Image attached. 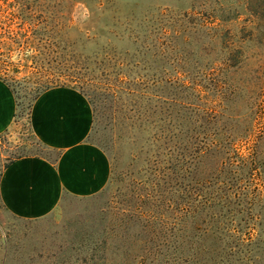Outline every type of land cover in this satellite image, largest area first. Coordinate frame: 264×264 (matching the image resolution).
<instances>
[{
    "label": "rangeland",
    "instance_id": "rangeland-1",
    "mask_svg": "<svg viewBox=\"0 0 264 264\" xmlns=\"http://www.w3.org/2000/svg\"><path fill=\"white\" fill-rule=\"evenodd\" d=\"M0 78V173L46 153L29 112L53 85L87 96L112 164L47 218L0 203V264H264V0H0Z\"/></svg>",
    "mask_w": 264,
    "mask_h": 264
},
{
    "label": "crops",
    "instance_id": "crops-1",
    "mask_svg": "<svg viewBox=\"0 0 264 264\" xmlns=\"http://www.w3.org/2000/svg\"><path fill=\"white\" fill-rule=\"evenodd\" d=\"M18 118L14 90L0 78V137ZM32 135L45 154H25L0 173V203L13 218L38 221L55 213L66 199H88L110 183L112 164L93 143L94 110L87 96L69 85L40 92L29 112Z\"/></svg>",
    "mask_w": 264,
    "mask_h": 264
},
{
    "label": "trees",
    "instance_id": "trees-1",
    "mask_svg": "<svg viewBox=\"0 0 264 264\" xmlns=\"http://www.w3.org/2000/svg\"><path fill=\"white\" fill-rule=\"evenodd\" d=\"M53 86H57V85H53ZM53 86H49V87H53ZM49 87H46V88H44L43 90H45V89H47V88H49ZM43 90H42V91H43ZM42 91H41V92H42ZM38 94H39V93H38ZM154 238H156V236H155ZM140 240H141V239H140Z\"/></svg>",
    "mask_w": 264,
    "mask_h": 264
}]
</instances>
